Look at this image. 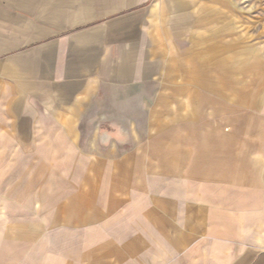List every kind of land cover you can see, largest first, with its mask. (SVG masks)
I'll return each instance as SVG.
<instances>
[{"label":"crops","instance_id":"0c3cea01","mask_svg":"<svg viewBox=\"0 0 264 264\" xmlns=\"http://www.w3.org/2000/svg\"><path fill=\"white\" fill-rule=\"evenodd\" d=\"M155 5L0 0V118L20 146H48L142 114L150 140L124 205L74 212L90 216V243L106 239L99 253L120 264H264V146H242L245 124L207 93L193 48L150 29Z\"/></svg>","mask_w":264,"mask_h":264},{"label":"rangeland","instance_id":"374dc122","mask_svg":"<svg viewBox=\"0 0 264 264\" xmlns=\"http://www.w3.org/2000/svg\"><path fill=\"white\" fill-rule=\"evenodd\" d=\"M155 4L150 29L176 31L178 47L193 48L194 73L208 82L207 93L222 94L225 116L236 111L245 124L242 146H264V0ZM237 96L240 102H230ZM8 121L0 118V264H120L99 253L106 239L90 243V216L74 212L124 205L128 175L140 179L130 166L150 140L142 114L130 119V130L93 135L82 128L45 136L48 146H20L24 136H10Z\"/></svg>","mask_w":264,"mask_h":264}]
</instances>
